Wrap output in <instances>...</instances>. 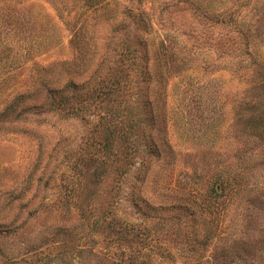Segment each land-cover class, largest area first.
<instances>
[{"label":"rangeland","instance_id":"374dc122","mask_svg":"<svg viewBox=\"0 0 264 264\" xmlns=\"http://www.w3.org/2000/svg\"><path fill=\"white\" fill-rule=\"evenodd\" d=\"M0 264H264V0H0Z\"/></svg>","mask_w":264,"mask_h":264}]
</instances>
